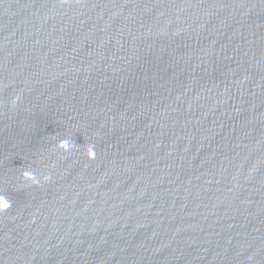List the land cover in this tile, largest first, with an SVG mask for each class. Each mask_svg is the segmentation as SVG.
<instances>
[{
  "label": "water",
  "instance_id": "water-1",
  "mask_svg": "<svg viewBox=\"0 0 264 264\" xmlns=\"http://www.w3.org/2000/svg\"><path fill=\"white\" fill-rule=\"evenodd\" d=\"M0 264H264V0H0Z\"/></svg>",
  "mask_w": 264,
  "mask_h": 264
},
{
  "label": "clouds",
  "instance_id": "clouds-1",
  "mask_svg": "<svg viewBox=\"0 0 264 264\" xmlns=\"http://www.w3.org/2000/svg\"><path fill=\"white\" fill-rule=\"evenodd\" d=\"M62 144H64L65 142H61ZM66 150H67V148H66ZM94 156H95V153H94V151H92V152H90V157L91 158H94ZM24 175L25 176H29L30 175V173H28V172H25L24 173ZM45 179H47V177H45Z\"/></svg>",
  "mask_w": 264,
  "mask_h": 264
}]
</instances>
